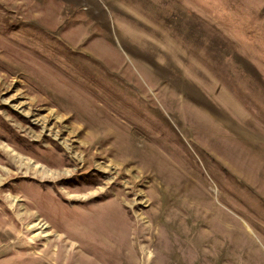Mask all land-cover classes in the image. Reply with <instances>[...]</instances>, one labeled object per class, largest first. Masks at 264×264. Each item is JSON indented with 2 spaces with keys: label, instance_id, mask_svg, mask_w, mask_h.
<instances>
[{
  "label": "rangeland",
  "instance_id": "374dc122",
  "mask_svg": "<svg viewBox=\"0 0 264 264\" xmlns=\"http://www.w3.org/2000/svg\"><path fill=\"white\" fill-rule=\"evenodd\" d=\"M0 264H264V0H0Z\"/></svg>",
  "mask_w": 264,
  "mask_h": 264
},
{
  "label": "bare ground",
  "instance_id": "6f19581e",
  "mask_svg": "<svg viewBox=\"0 0 264 264\" xmlns=\"http://www.w3.org/2000/svg\"><path fill=\"white\" fill-rule=\"evenodd\" d=\"M65 145H67V144H65ZM78 156V155H77ZM18 158H19V156H18ZM79 158V157H78ZM30 162V161H29ZM63 163V162H62ZM49 165H50V163H49ZM34 166V165H33ZM23 168V167H22ZM42 170V169H41ZM40 171V170H39ZM50 171H52V170H50ZM43 172V171H42ZM62 172V171H61ZM67 174L69 175L70 174V172H67ZM60 175H62V174H60ZM71 175V174H70ZM69 175V176H70ZM55 176V175H54ZM58 176V175H57ZM65 176V175H64ZM10 200V199H9ZM18 210V209H17ZM16 211V210H15ZM13 212V211H12ZM30 216V215H29ZM48 226L47 225H44V224H42V223H39V222H35V223H33V225L31 224V226H30V228L31 229H33V228H36L37 230H41V235H43V237H45V238H47V237H49V235H50V231H48V228H47Z\"/></svg>",
  "mask_w": 264,
  "mask_h": 264
}]
</instances>
